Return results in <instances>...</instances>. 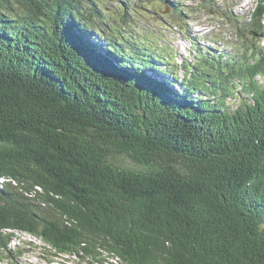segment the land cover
<instances>
[{
  "label": "trees",
  "instance_id": "1",
  "mask_svg": "<svg viewBox=\"0 0 264 264\" xmlns=\"http://www.w3.org/2000/svg\"><path fill=\"white\" fill-rule=\"evenodd\" d=\"M242 33L240 58L193 43L181 96L96 0H0V255L22 231L90 264H264V0Z\"/></svg>",
  "mask_w": 264,
  "mask_h": 264
},
{
  "label": "rangeland",
  "instance_id": "2",
  "mask_svg": "<svg viewBox=\"0 0 264 264\" xmlns=\"http://www.w3.org/2000/svg\"><path fill=\"white\" fill-rule=\"evenodd\" d=\"M258 1L213 0V3L218 4L217 7H213L208 12L195 13L198 12V6L204 3L201 0H96L105 17H110L117 30H121L130 40L142 47L151 45L159 50L167 49L164 54L176 62L175 66L179 71L178 84L170 87L173 89V93H179L181 96L183 94L179 90H183L181 79L184 78L185 74L183 66L187 63L195 65L194 57L198 55L193 43L203 51L210 48L213 55L238 54L236 58L242 56L241 50H244L251 41L254 40L256 45L259 44V37L254 36L253 38L251 37L252 34L244 39L241 38L244 36L241 32L250 27L251 15L255 12ZM174 3L180 5L179 9L187 10L185 15L180 12L181 18L169 8ZM212 10H215L216 13ZM126 11L128 12L127 18L124 17ZM231 11L238 15L241 21L233 15L231 19L222 17L223 13H230ZM231 21L236 22L234 26ZM176 22L181 27H178ZM244 22L243 28L240 27V24H244ZM80 24L84 26L83 22ZM84 27L93 32L91 27ZM74 33L83 38V41L92 40L95 42L101 52L103 51L102 46L107 45L105 39L99 36H84L81 30H76ZM188 36L194 39L193 42L189 40ZM89 46L92 49V44ZM261 46H264V41H262ZM101 52L94 55L98 56ZM114 59L113 56H107V60L112 64L116 63ZM114 65L119 66L117 63ZM147 74L157 81H165L163 73L157 69L151 70ZM242 88L241 86L234 88L235 95L231 97V100H236V106L239 104V98L246 99L250 96ZM10 181L11 179L2 178L0 184L4 185ZM8 246H10L12 253L1 254L0 264H90L82 262L76 257L57 256L48 249L41 239L28 232H15L13 240Z\"/></svg>",
  "mask_w": 264,
  "mask_h": 264
},
{
  "label": "bare ground",
  "instance_id": "3",
  "mask_svg": "<svg viewBox=\"0 0 264 264\" xmlns=\"http://www.w3.org/2000/svg\"><path fill=\"white\" fill-rule=\"evenodd\" d=\"M201 1L203 2V0H201ZM226 1H228V0H226ZM217 5H218L217 3H216V4H215V3H212V6H213V7H217ZM256 9H257V5H256V7H255V10H256ZM255 10H254V11H255ZM230 14L233 15V16H236L237 20H240V21H241V19H239L238 15H236L234 12L231 11ZM177 17H178V16H177ZM244 25H245V22H244V24H240V27L243 28ZM221 46H222V45H221ZM218 53H219V52H218ZM8 259H9V258H8ZM64 262H65V261H64Z\"/></svg>",
  "mask_w": 264,
  "mask_h": 264
}]
</instances>
